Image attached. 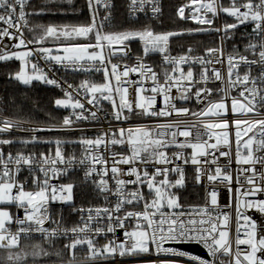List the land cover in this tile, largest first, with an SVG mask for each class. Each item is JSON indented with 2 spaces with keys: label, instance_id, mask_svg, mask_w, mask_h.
Returning <instances> with one entry per match:
<instances>
[{
  "label": "snow or ice",
  "instance_id": "snow-or-ice-1",
  "mask_svg": "<svg viewBox=\"0 0 264 264\" xmlns=\"http://www.w3.org/2000/svg\"><path fill=\"white\" fill-rule=\"evenodd\" d=\"M64 3L0 0L8 76L59 89L68 113L39 124L0 104V264H264V0H180L195 26L164 31L161 0H126L122 23L113 0H83L85 23L35 19ZM179 40L200 44L173 55Z\"/></svg>",
  "mask_w": 264,
  "mask_h": 264
},
{
  "label": "trees",
  "instance_id": "trees-1",
  "mask_svg": "<svg viewBox=\"0 0 264 264\" xmlns=\"http://www.w3.org/2000/svg\"><path fill=\"white\" fill-rule=\"evenodd\" d=\"M35 4H39L40 0H34ZM180 0H166L163 15L160 20L154 22L156 31L173 30L181 27H194L189 22L179 21L175 16V6ZM83 0H73L71 5L64 3L62 7L67 11V15H45L35 18L43 24H66V23H85L87 21V13L82 10ZM73 9L78 10L75 14ZM115 16L117 22L122 23L125 20L122 5H115ZM151 23V22H150ZM139 27V26H138ZM207 42L206 37L202 38ZM200 41L195 40H179L173 42V53L179 50L180 45L185 47L189 45H199ZM137 45V44H136ZM134 48H137L135 44ZM19 70V63L0 62V104L3 105L2 114L15 118L18 114L24 118H31L34 121L44 124L48 120V115L62 117L63 109L56 110L54 99L62 96V93L51 87L43 86L39 83H33L32 86H24L18 82L11 80L8 73H15ZM38 151H47L48 146L44 145L37 149ZM189 176L191 173H187ZM182 202L197 203L203 197V190L200 187L192 185L191 181L185 189H181ZM77 203L82 202L83 197L77 196ZM38 241H26L24 243H36ZM57 247H61V243L57 242Z\"/></svg>",
  "mask_w": 264,
  "mask_h": 264
},
{
  "label": "built area",
  "instance_id": "built-area-1",
  "mask_svg": "<svg viewBox=\"0 0 264 264\" xmlns=\"http://www.w3.org/2000/svg\"><path fill=\"white\" fill-rule=\"evenodd\" d=\"M165 1H166V0H161L162 11L164 10ZM113 3H114V5H117V4L122 5V6H123V12H124V14L126 15V0H113ZM189 23L192 24L193 26H195V25L193 24L192 21H189ZM243 30H244V29L241 28V31H243ZM249 30H250V29H249ZM236 39H237V41H239V36H237ZM137 47H139V45H138ZM241 48H242V44H241ZM229 50H230V48H229ZM175 54H176V53H173V55H175ZM159 59H160L159 54H153V60H154V61H159ZM16 62L19 63V68H20V62H19V61H16ZM41 66H43V62H42V61H41ZM45 70H47V69H45ZM57 75H58V76H62L63 73H57ZM82 78H83V77H79V78H75V77H72V76H69V77H68V79H69L70 81H71L72 79H76V82H77V83L79 82V79H82ZM98 78H99V77H97V79H98ZM33 83H39V84H41V85H43V86H47V87H51V88H53L52 86L44 85V84H42V83H40V82H36V81H34ZM21 85H22V84H21ZM55 89H56V88H55ZM57 90H59V89H57ZM59 91H60V90H59ZM67 114H68L67 111L63 109V115H67ZM3 115H4V114H3ZM63 115H62V116H63ZM4 116H7V115H4ZM8 117H10V116H8ZM12 118H13V117H12ZM39 124H41V123H39ZM88 134L91 135L92 133L89 132ZM20 135H23V134L21 133ZM42 146H44V145H42ZM42 146H40V147H42ZM12 150L15 151L14 149H12ZM76 171H77V175L74 176L73 179L76 180L77 182H79V181L83 178V172H82L81 170H79V169H77ZM186 172L192 174V169H191L190 166L186 169ZM195 187H200V188H201V186H198V185L195 186ZM201 189H202V188H201ZM76 198H77V197H76ZM258 198H264V196H260V197H258ZM220 202H221L222 204L228 202V197H227L226 194L222 193V195H221V199H220ZM76 203H77V199H76ZM80 203H81V202H80ZM80 203H77V204H80ZM192 204H195V203H192ZM251 215H252L253 218L257 221V223H264V215H262V214H260V213H257V212H252ZM65 216L67 217V226H71L72 223H74L75 221L78 220V217H77L76 215H69V212H68L67 209L65 210ZM118 235H122V234H121V233H118ZM58 242L61 243V247H62V246H63V243H66L67 241H63V242L58 241ZM194 254H197V253H194ZM84 257H85V253L82 252V253H80V254L78 255V260L83 261V260H84Z\"/></svg>",
  "mask_w": 264,
  "mask_h": 264
},
{
  "label": "water",
  "instance_id": "water-1",
  "mask_svg": "<svg viewBox=\"0 0 264 264\" xmlns=\"http://www.w3.org/2000/svg\"><path fill=\"white\" fill-rule=\"evenodd\" d=\"M191 252L197 253V254H200V255H203L204 254L203 253V250L199 246L192 248L191 249Z\"/></svg>",
  "mask_w": 264,
  "mask_h": 264
},
{
  "label": "rangeland",
  "instance_id": "rangeland-1",
  "mask_svg": "<svg viewBox=\"0 0 264 264\" xmlns=\"http://www.w3.org/2000/svg\"><path fill=\"white\" fill-rule=\"evenodd\" d=\"M138 45H139V44H137V45L135 44V46H138ZM14 150L16 151L17 149L14 148Z\"/></svg>",
  "mask_w": 264,
  "mask_h": 264
}]
</instances>
